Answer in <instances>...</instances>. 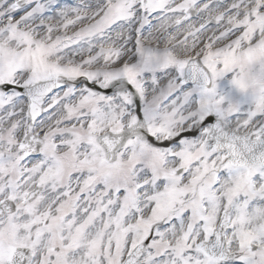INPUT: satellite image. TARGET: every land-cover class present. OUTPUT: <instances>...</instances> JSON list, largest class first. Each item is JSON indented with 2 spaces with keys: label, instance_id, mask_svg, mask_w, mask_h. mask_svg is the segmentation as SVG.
I'll use <instances>...</instances> for the list:
<instances>
[{
  "label": "snow or ice",
  "instance_id": "snow-or-ice-1",
  "mask_svg": "<svg viewBox=\"0 0 264 264\" xmlns=\"http://www.w3.org/2000/svg\"><path fill=\"white\" fill-rule=\"evenodd\" d=\"M0 264H264V0H0Z\"/></svg>",
  "mask_w": 264,
  "mask_h": 264
}]
</instances>
